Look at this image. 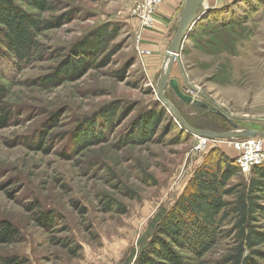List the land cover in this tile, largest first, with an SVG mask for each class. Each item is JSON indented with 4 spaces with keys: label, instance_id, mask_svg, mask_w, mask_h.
Masks as SVG:
<instances>
[{
    "label": "rangeland",
    "instance_id": "obj_1",
    "mask_svg": "<svg viewBox=\"0 0 264 264\" xmlns=\"http://www.w3.org/2000/svg\"><path fill=\"white\" fill-rule=\"evenodd\" d=\"M48 1L52 10L38 15L54 26L37 35L30 62L0 59L7 123L0 129V222L11 224L19 234L17 242L0 245V259L127 264L147 234L150 219L173 204L196 169L203 163L213 165L217 149L235 161L228 143L251 138L188 134L160 101L157 85L178 21L166 42L149 52L144 43L149 35L143 30L162 31L154 24L163 21L160 10L167 0H160L148 24L141 6L149 0ZM228 5V14L221 16L229 26H195L193 32L199 31H191L183 42L169 79L230 121L218 111L211 120L208 112L189 108L169 86L163 96L195 130L225 134L236 125L264 132V0H234ZM106 24L116 27L114 38L88 59L85 71L59 78L53 70L68 62L74 45ZM213 28L217 34L208 32ZM159 108L165 119L159 118L143 136L140 131L139 143L135 121ZM101 113L108 114L105 120ZM203 139L207 142L199 150ZM254 140L261 142L264 153V140ZM251 170L239 169L230 185L246 183ZM107 199L124 212H106ZM40 212L52 216V223L39 226ZM259 225L264 227V220ZM230 227L224 223L221 231ZM230 247L229 240L218 241L202 263L221 264ZM258 249L264 251V246Z\"/></svg>",
    "mask_w": 264,
    "mask_h": 264
},
{
    "label": "trees",
    "instance_id": "obj_2",
    "mask_svg": "<svg viewBox=\"0 0 264 264\" xmlns=\"http://www.w3.org/2000/svg\"><path fill=\"white\" fill-rule=\"evenodd\" d=\"M230 6L210 10L194 29L207 27V22L216 23L219 30L227 28L230 23L226 25L224 19L227 17L221 15L228 14ZM25 8L34 12H27ZM51 10L48 0H0V59L9 57L19 63H29L36 51L37 35L54 26L52 22L41 20L38 14ZM115 28L106 24L91 32L90 38L82 39L69 51L70 55L66 56L68 62L53 71L59 78L85 71L88 59L95 57L104 43L114 38ZM208 30L217 34L214 28ZM46 79L50 80L52 76ZM4 93L5 89L0 87V129L7 124L6 109L1 104ZM188 107L208 112L211 120H215L212 112ZM100 115L102 120L108 116L107 113ZM165 116V111L160 108L144 113L139 121H135V140L139 141L140 135L148 132L159 118L162 122ZM81 140V137L77 139ZM217 150V161L213 165L203 163L197 168L173 204L169 208H160L153 215L147 234L141 237L137 252L127 264H203L202 257L218 241L226 239L231 247L221 264H264V251L258 249L264 246V227L259 225L264 220V165L253 168L246 183L240 181L230 185V180L240 174L239 169L233 159ZM225 198H230V201ZM103 205L106 212H124L116 201L107 199ZM37 221L44 227L51 224L53 218L46 212H40ZM224 223L231 226L227 231H221ZM18 236L11 224L0 222V245L15 243ZM0 264L23 263L19 258L7 257L1 258Z\"/></svg>",
    "mask_w": 264,
    "mask_h": 264
},
{
    "label": "water",
    "instance_id": "obj_3",
    "mask_svg": "<svg viewBox=\"0 0 264 264\" xmlns=\"http://www.w3.org/2000/svg\"><path fill=\"white\" fill-rule=\"evenodd\" d=\"M205 0H185L184 7L181 12L180 18L177 24V30L175 35L170 43V46L166 50L164 64L162 65V70L160 73L157 94L160 101L164 104V106L169 109L170 114L176 119V121L180 124L182 130L186 133L191 134L197 137H205L208 139H237V138H256L264 140V132L261 131H252V130H240L236 125H232L233 131L225 134L221 133H210L204 131H198L190 126L183 120V118L177 113L175 108L171 105V103L166 100L163 96L165 88L167 86L170 87L174 96L182 103L208 110L210 112L218 111V114L225 118L227 121H230L228 116L224 114L222 111L217 110L216 107L209 106L203 100H196L191 96H188L181 92L178 89V84L175 80L169 79V75L171 73L172 67L176 60H178L179 51L182 47L183 42L187 39L188 35L192 31V29L197 25V23L202 19V15H206L208 9L204 7Z\"/></svg>",
    "mask_w": 264,
    "mask_h": 264
},
{
    "label": "built area",
    "instance_id": "obj_4",
    "mask_svg": "<svg viewBox=\"0 0 264 264\" xmlns=\"http://www.w3.org/2000/svg\"><path fill=\"white\" fill-rule=\"evenodd\" d=\"M160 0H149L141 6L144 15V23H151L154 12ZM202 140V139H201ZM198 141L197 149L201 150L204 148L206 140ZM229 142L230 146L236 153L235 164L243 173H248L252 168L261 166L264 163V153L260 141L254 140V138L246 139L244 141Z\"/></svg>",
    "mask_w": 264,
    "mask_h": 264
},
{
    "label": "crops",
    "instance_id": "obj_5",
    "mask_svg": "<svg viewBox=\"0 0 264 264\" xmlns=\"http://www.w3.org/2000/svg\"><path fill=\"white\" fill-rule=\"evenodd\" d=\"M185 0H167L163 3L162 9L160 10V14L163 16V21L162 22H155L156 25L154 26H160L161 32H156V30L148 31V30H143L146 31V34L149 35V38L144 40V43L146 46H150L148 49L151 51V49H155V44L158 45V43L166 42V39L168 37V33L170 32V29L172 28V25L175 24L176 20H179V11L181 9V6L184 4ZM234 0H205L204 1V7L207 9H219L222 7L227 6ZM183 10V9H182ZM208 10V11H209ZM182 12V11H181ZM257 14V13H256ZM256 14H253V16H256ZM157 29V28H156ZM193 32V29H192ZM191 33V32H190Z\"/></svg>",
    "mask_w": 264,
    "mask_h": 264
},
{
    "label": "bare ground",
    "instance_id": "obj_6",
    "mask_svg": "<svg viewBox=\"0 0 264 264\" xmlns=\"http://www.w3.org/2000/svg\"><path fill=\"white\" fill-rule=\"evenodd\" d=\"M205 6V5H204ZM207 15V14H206Z\"/></svg>",
    "mask_w": 264,
    "mask_h": 264
}]
</instances>
